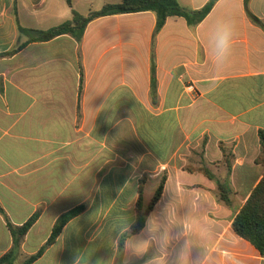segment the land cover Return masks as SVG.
Here are the masks:
<instances>
[{"label": "crops", "instance_id": "0c3cea01", "mask_svg": "<svg viewBox=\"0 0 264 264\" xmlns=\"http://www.w3.org/2000/svg\"><path fill=\"white\" fill-rule=\"evenodd\" d=\"M178 1L196 10L210 0ZM114 2L72 5L86 15ZM249 10L264 25V0ZM71 18L66 0H0V53L27 41L19 25ZM228 19L236 36L218 67L209 36ZM156 23L153 12L100 17L81 41L63 35L0 58V259L14 248L9 226L39 214L4 264L39 253L57 220L82 205L31 264H262L232 222L264 174V28L244 0H219L195 26L170 17L155 34ZM163 176L144 229L120 248L140 187L147 206ZM143 241V253L126 246Z\"/></svg>", "mask_w": 264, "mask_h": 264}, {"label": "trees", "instance_id": "16d2710c", "mask_svg": "<svg viewBox=\"0 0 264 264\" xmlns=\"http://www.w3.org/2000/svg\"><path fill=\"white\" fill-rule=\"evenodd\" d=\"M66 1L69 7L72 8V18L70 20L46 30L24 28L19 25V32L28 38L27 41L8 52L0 53V58L13 56L30 43L47 42L63 35H71L78 41H81L86 27L91 21L100 17L111 15L153 12L156 14L157 18L155 34L163 28L167 19L170 17L184 18L189 26H195L201 23L209 15L219 0H210L204 7L196 10L184 8L178 0H119L117 3H108L99 10H91L86 15H83L73 9L72 0ZM250 1L251 0H244L248 17L253 23L264 28L262 21L250 12ZM260 141L261 149L256 162L264 167L263 131L260 132ZM204 171L209 174L207 170ZM166 180V176H163L160 179L157 190L147 206L144 203L142 187H140V196L136 205V222L132 226L131 230L121 237L120 248L124 247V242L128 237L133 234H137L144 229L148 216L162 197ZM144 183L145 180H142L141 186H143ZM219 200L225 204L230 203V198L226 195L219 197ZM84 210L85 206L82 205L63 214L54 225L51 236L49 237L45 248L55 243L59 235L62 233L65 225L72 219L81 215ZM38 215V213L34 215L21 227H13L11 225L9 226L14 237V248L0 259V264H4L12 259L14 255V249L19 246L21 239L34 225ZM232 228L239 237L250 242L260 252L263 258L262 264H264V174L260 182L253 189L251 195L246 200L245 204L234 217ZM45 248H43L36 255L30 257L27 261H25L24 264H31L33 261L38 259L42 255ZM10 264H12V262Z\"/></svg>", "mask_w": 264, "mask_h": 264}, {"label": "clouds", "instance_id": "9594fccd", "mask_svg": "<svg viewBox=\"0 0 264 264\" xmlns=\"http://www.w3.org/2000/svg\"><path fill=\"white\" fill-rule=\"evenodd\" d=\"M235 36L236 24L232 19L219 23L210 34L209 44L212 48L214 62L218 67H222L227 63L232 52ZM148 231H155V225L152 222L149 223ZM126 246L134 247L135 251L143 253L147 250L149 244L147 241H143L133 246L130 242H128ZM146 264H164V260L162 258H156L151 261H146Z\"/></svg>", "mask_w": 264, "mask_h": 264}, {"label": "rangeland", "instance_id": "374dc122", "mask_svg": "<svg viewBox=\"0 0 264 264\" xmlns=\"http://www.w3.org/2000/svg\"><path fill=\"white\" fill-rule=\"evenodd\" d=\"M67 2V1H66ZM116 2H119V0H115V2L114 3H116Z\"/></svg>", "mask_w": 264, "mask_h": 264}]
</instances>
